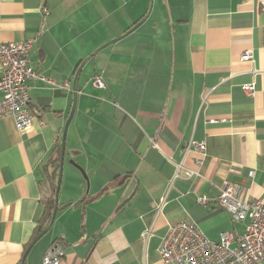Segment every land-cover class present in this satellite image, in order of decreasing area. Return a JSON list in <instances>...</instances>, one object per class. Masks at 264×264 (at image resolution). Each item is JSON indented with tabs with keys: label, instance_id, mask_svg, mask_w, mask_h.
I'll return each instance as SVG.
<instances>
[{
	"label": "crops",
	"instance_id": "obj_1",
	"mask_svg": "<svg viewBox=\"0 0 264 264\" xmlns=\"http://www.w3.org/2000/svg\"><path fill=\"white\" fill-rule=\"evenodd\" d=\"M33 37L31 67L55 84L28 82L29 128L0 118V264H20L33 240L44 211L41 182L53 174L85 58L58 209L25 264H42L54 241L64 252L60 264H167L159 245L172 224L194 222L214 241L244 231L247 220L195 198L213 200L227 181L241 187V197L264 203L259 1L0 0V42ZM245 52L251 60L241 59ZM66 80L69 89L61 87ZM245 83H254L253 95ZM190 141L205 143L200 165ZM185 169L199 175L187 177Z\"/></svg>",
	"mask_w": 264,
	"mask_h": 264
},
{
	"label": "built area",
	"instance_id": "obj_2",
	"mask_svg": "<svg viewBox=\"0 0 264 264\" xmlns=\"http://www.w3.org/2000/svg\"><path fill=\"white\" fill-rule=\"evenodd\" d=\"M264 6V0H257ZM44 13L47 12L43 9ZM36 37L19 42H0V118L11 116L17 129L24 130L32 125L34 114L30 108L29 85L32 79H41L48 84L55 82L41 74H37L31 67L29 53ZM250 52L241 55L242 60H251ZM95 85L103 87L100 78L93 79ZM62 88L69 89V81H64ZM243 91L251 96L254 94V83L242 85ZM153 145H156L152 139ZM193 148L199 155L195 164H201V155L204 153L203 141H190L187 149ZM182 166L177 165L176 177L179 176ZM253 170L248 172L252 178ZM187 177L199 175L195 169H185ZM160 200V205L163 203ZM195 202L207 205L212 202L224 209L235 221L247 220L244 231L240 234L233 231H224L218 241L206 237L203 231L194 222H178L168 227L166 234L159 245V255L167 264H264V203L251 198L249 195L241 197V187L223 181L213 200L204 195H198ZM151 234L147 229L145 237ZM233 244V245H232ZM64 255L58 244H51L45 250L42 264H60Z\"/></svg>",
	"mask_w": 264,
	"mask_h": 264
},
{
	"label": "water",
	"instance_id": "obj_3",
	"mask_svg": "<svg viewBox=\"0 0 264 264\" xmlns=\"http://www.w3.org/2000/svg\"><path fill=\"white\" fill-rule=\"evenodd\" d=\"M143 20V19H142ZM141 20V21H142ZM140 21V22H141ZM140 22L136 23L133 27H131L127 32H125L123 35H121L120 37H118L117 39L121 38L122 36H124L125 34H127L128 32H131ZM117 39H113L112 41L105 43L104 45H102L101 47H99L98 49H96L92 55H94L98 50H100L101 48L105 47L106 45H108L109 43L114 42ZM87 58L83 59V61L81 62V64L79 65L77 72L75 74L74 77V81H73V104L70 110V113L68 115V118L66 120V123L64 125L63 128V132H62V136H61V151H60V161H59V171H58V176H57V182H56V188H55V193H54V206H53V210H52V214H51V219H50V223L48 224L47 227H45L30 243V245L27 247L26 251L24 252L23 258H22V264H25V259L26 256L28 255L29 251L31 250V248L36 244V242L43 236L45 235L48 230L51 227V224L53 222V219L55 217L56 211L58 209V192H59V186H60V182H61V172H62V166H63V160H64V147H65V137H66V132H67V128L68 125L70 123V120L73 116V113L75 111V101H76V80L77 77L84 65V63L86 62Z\"/></svg>",
	"mask_w": 264,
	"mask_h": 264
},
{
	"label": "trees",
	"instance_id": "obj_4",
	"mask_svg": "<svg viewBox=\"0 0 264 264\" xmlns=\"http://www.w3.org/2000/svg\"><path fill=\"white\" fill-rule=\"evenodd\" d=\"M57 148L58 150L56 152V156L53 158V167H54L53 174L47 176L41 182L42 190L44 191L43 198H42L44 211L36 227L35 233L33 235V239L50 223L51 214H52V210L54 206V193H55L57 175H58V169H59L61 145L59 144ZM52 244H57V243H55L54 241L52 242ZM20 264H22V261Z\"/></svg>",
	"mask_w": 264,
	"mask_h": 264
},
{
	"label": "rangeland",
	"instance_id": "obj_5",
	"mask_svg": "<svg viewBox=\"0 0 264 264\" xmlns=\"http://www.w3.org/2000/svg\"><path fill=\"white\" fill-rule=\"evenodd\" d=\"M151 3H152V0H149V7H150ZM120 36H121V35H119L118 37H120ZM104 44H105V43H104ZM104 44H102V45H104ZM102 45H100V46H102ZM100 46H99V47H100ZM99 47H97V48H99ZM97 48H96V49H97ZM96 49H95V50H96ZM95 50H94V51H95ZM46 235H48V234H46ZM44 237H45V238H44ZM46 237H47V236H44V235H43V236H42V237L36 242L35 247H39V245H41V243H43V241L46 239ZM41 239H42V240H41ZM37 245H38V246H37Z\"/></svg>",
	"mask_w": 264,
	"mask_h": 264
}]
</instances>
